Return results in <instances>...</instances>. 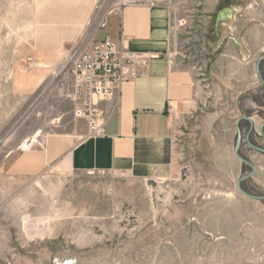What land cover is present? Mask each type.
Masks as SVG:
<instances>
[{
    "label": "rangeland",
    "instance_id": "1",
    "mask_svg": "<svg viewBox=\"0 0 264 264\" xmlns=\"http://www.w3.org/2000/svg\"><path fill=\"white\" fill-rule=\"evenodd\" d=\"M35 1L0 0V164L35 135H68L82 126L60 83L52 85L70 56L95 37L101 19H32ZM103 2L106 12L117 0ZM157 5L172 13L171 59L202 76L209 103L193 146L186 152L178 147L183 161L177 173L162 181L60 168L35 179L0 176V264H264V201L239 192L238 181L252 168L235 155L237 120L245 116L237 99L251 96L243 99L246 116L260 127L264 87L252 68L233 60L231 41L239 39L243 49L249 44L255 61L264 55V0H159ZM223 7L232 8L234 17L217 28ZM221 43L231 57L224 58L226 69L217 76L211 65L223 58L215 51ZM261 71L264 77V61ZM37 73L46 80L34 92L23 81ZM240 128L245 139L249 124L243 121ZM259 135L256 130L251 142L264 149ZM239 153L257 169L242 189L264 197V155L245 141Z\"/></svg>",
    "mask_w": 264,
    "mask_h": 264
},
{
    "label": "crops",
    "instance_id": "2",
    "mask_svg": "<svg viewBox=\"0 0 264 264\" xmlns=\"http://www.w3.org/2000/svg\"><path fill=\"white\" fill-rule=\"evenodd\" d=\"M119 3L117 0L116 6H111L105 12L103 0L35 1V9L30 16L32 19H105L108 29L96 30V40L103 41L107 36L115 41L123 39L127 49L142 55L144 61L140 67V76L125 82L115 101L102 105L109 112L104 137L88 139V124L80 120L82 126L73 134L49 135L43 138L44 149L24 152L17 148L11 152L0 164V176L35 179L50 169L62 166H67L74 173L117 172L146 180L162 181L175 176L183 161L177 154L178 147L183 145L182 151L186 152L193 146L200 115L205 111L203 107L209 104L203 98L200 86L202 81L193 68L176 65L170 57L172 13L169 7L129 4L119 7ZM226 10L233 9H220L216 17L217 28L220 26H217V18L221 12H228ZM248 34L245 35V42L251 37ZM231 41L235 49L233 60L239 59L242 66L252 68L257 73V64L261 57L255 61L254 55L250 54L253 49H249L247 44L244 49L250 56L246 60L248 57L239 39L231 38ZM223 46L221 43L215 50L223 58L211 65L217 76L226 69L224 58L231 57L230 50L225 52ZM43 68L51 69L49 65H44ZM227 70L229 73L238 71L235 68ZM237 76L241 78L240 74ZM45 80L44 75L37 73L23 83L36 92ZM214 84L222 86L218 82ZM250 97L239 95L237 99L239 111L241 114L245 113V116L247 102L243 99ZM179 108L183 109L181 115L178 113ZM252 118L256 130L259 131L264 123L259 127L255 117ZM208 120L209 118L205 119V123ZM246 123L250 130V123ZM37 137L42 136L38 134Z\"/></svg>",
    "mask_w": 264,
    "mask_h": 264
},
{
    "label": "built area",
    "instance_id": "3",
    "mask_svg": "<svg viewBox=\"0 0 264 264\" xmlns=\"http://www.w3.org/2000/svg\"><path fill=\"white\" fill-rule=\"evenodd\" d=\"M158 3L159 0H124L122 5L118 6H155ZM99 29L107 31L105 19L101 20ZM143 61L142 55L127 49L123 39L115 41L110 36L103 41H97L93 37L70 56L62 71L65 73L60 86L66 99L73 105L74 117L87 122L88 139L105 136L109 112L102 105L115 101L122 91L123 84L140 76ZM44 147V139L35 135L18 148L30 152Z\"/></svg>",
    "mask_w": 264,
    "mask_h": 264
},
{
    "label": "water",
    "instance_id": "4",
    "mask_svg": "<svg viewBox=\"0 0 264 264\" xmlns=\"http://www.w3.org/2000/svg\"><path fill=\"white\" fill-rule=\"evenodd\" d=\"M226 11H228V12H221L220 15L218 16V18H217V26L221 25L223 22H226V21H229V20L233 19L234 11L233 10H226ZM263 61H264V55L258 61L257 74H258V77L260 79L261 84L264 87V77H263V74H262V71H261V64H262ZM243 121H246V122L250 123V130L246 134L245 139H244V134H243V132H242V130L240 128V124ZM237 130H238V142H237V145L235 147V155L243 163V165H247V166L252 168V172L249 175L241 178L238 181V184H237L238 190L243 196H245L248 199H251L253 201L263 202L264 201V197L253 196V195L247 193L246 191H244L242 189V187H241L243 182L247 181L248 179L253 178L256 175V173H257L256 167L254 165H252L249 161L244 159L239 153L243 142L245 141L246 144L249 147H251L253 150H255V151H257V152H259V153L264 155V149L255 146L251 142L252 134L256 131V124H255L254 119L252 117L242 116L237 122ZM259 133L264 137V124L260 127Z\"/></svg>",
    "mask_w": 264,
    "mask_h": 264
},
{
    "label": "bare ground",
    "instance_id": "5",
    "mask_svg": "<svg viewBox=\"0 0 264 264\" xmlns=\"http://www.w3.org/2000/svg\"><path fill=\"white\" fill-rule=\"evenodd\" d=\"M64 76V74H61L60 76H58V78L54 81V83H53V85H52V87H55V86H58L59 87V83H60V80H61V78ZM57 88V87H56ZM51 89V88H50ZM49 91V90H48ZM47 91V92H48ZM43 102H41V104H42ZM41 104H39V106H36V108L26 117V119L24 120V121H27V119L34 113V112H37L36 110H38L39 108H40V106H41ZM23 121V122H24ZM60 169H62V170H68V168H67V166H62V167H60ZM32 223V222H31ZM48 223V222H47ZM30 225V224H29ZM38 226H40V225H38ZM42 226V225H41ZM43 227V226H42ZM45 227V226H44ZM31 228V227H30ZM48 228V227H47ZM39 229V228H38ZM42 229V228H41ZM45 229V228H44ZM37 231V230H36ZM35 231V232H36ZM41 231V230H40ZM39 232V231H38Z\"/></svg>",
    "mask_w": 264,
    "mask_h": 264
},
{
    "label": "flooded vegetation",
    "instance_id": "6",
    "mask_svg": "<svg viewBox=\"0 0 264 264\" xmlns=\"http://www.w3.org/2000/svg\"><path fill=\"white\" fill-rule=\"evenodd\" d=\"M259 136L262 138V141L264 142V137L261 134Z\"/></svg>",
    "mask_w": 264,
    "mask_h": 264
}]
</instances>
